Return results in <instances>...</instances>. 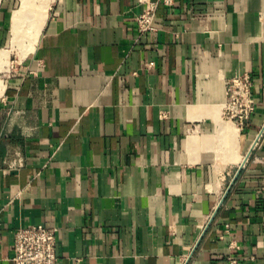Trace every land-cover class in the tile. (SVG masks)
<instances>
[{"label": "crops", "instance_id": "0c3cea01", "mask_svg": "<svg viewBox=\"0 0 264 264\" xmlns=\"http://www.w3.org/2000/svg\"><path fill=\"white\" fill-rule=\"evenodd\" d=\"M140 12L0 0V264L29 225L56 230L59 264H264V0H173L144 36ZM241 74L244 130L223 116Z\"/></svg>", "mask_w": 264, "mask_h": 264}, {"label": "built area", "instance_id": "2783aa9c", "mask_svg": "<svg viewBox=\"0 0 264 264\" xmlns=\"http://www.w3.org/2000/svg\"><path fill=\"white\" fill-rule=\"evenodd\" d=\"M141 9L135 22L141 36L156 30L158 10L160 6L171 7L173 0H135ZM227 97L223 107V116L244 130L257 110L254 97V81L251 75H237L227 82ZM264 130L259 134L254 148L259 144ZM23 164L10 165V169H17ZM57 232L44 225H29L19 228L15 232L12 243L13 264H59L57 253ZM227 264H241L237 257L229 256Z\"/></svg>", "mask_w": 264, "mask_h": 264}, {"label": "bare ground", "instance_id": "6f19581e", "mask_svg": "<svg viewBox=\"0 0 264 264\" xmlns=\"http://www.w3.org/2000/svg\"><path fill=\"white\" fill-rule=\"evenodd\" d=\"M31 23H32V21H27L26 24H25V26L18 27L14 31V40H13V43L14 44L13 45L15 46L16 49H19V50L25 49L26 52L23 55H25L27 53V51L29 52L30 50H32L33 45L35 44V41H36L37 36H38L37 34L39 33V31H38L37 28L33 29V26L31 25ZM20 33H21V35H20ZM3 60H4V54L0 55V63ZM1 68H2V64H0V69ZM0 87H1V83H0ZM235 129H238V128H235ZM263 130H264V128L262 129V131ZM234 134H236V132ZM232 139H233V137H232ZM256 141H257V139H256ZM256 141L254 142L253 147L256 144ZM220 145H221V143H220ZM225 152H227V150Z\"/></svg>", "mask_w": 264, "mask_h": 264}, {"label": "rangeland", "instance_id": "374dc122", "mask_svg": "<svg viewBox=\"0 0 264 264\" xmlns=\"http://www.w3.org/2000/svg\"><path fill=\"white\" fill-rule=\"evenodd\" d=\"M18 7H19V5H18ZM18 7H17V8H18ZM10 25H11V19H6V20H4V25H3V27H5V30H6L7 34H8V32H9ZM6 38H7V37H6ZM6 42H7V39H6ZM5 46H6V45H5Z\"/></svg>", "mask_w": 264, "mask_h": 264}]
</instances>
